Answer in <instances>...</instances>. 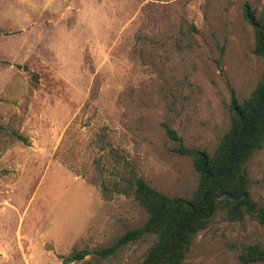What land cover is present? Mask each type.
Returning a JSON list of instances; mask_svg holds the SVG:
<instances>
[{
	"label": "rangeland",
	"instance_id": "374dc122",
	"mask_svg": "<svg viewBox=\"0 0 264 264\" xmlns=\"http://www.w3.org/2000/svg\"><path fill=\"white\" fill-rule=\"evenodd\" d=\"M264 0H0V264H142L113 247L148 215L131 182L189 198L182 146L212 154L264 71L243 6ZM264 208V147L247 163ZM264 226L219 214L183 264H238ZM88 253L64 263L72 253Z\"/></svg>",
	"mask_w": 264,
	"mask_h": 264
},
{
	"label": "trees",
	"instance_id": "16d2710c",
	"mask_svg": "<svg viewBox=\"0 0 264 264\" xmlns=\"http://www.w3.org/2000/svg\"><path fill=\"white\" fill-rule=\"evenodd\" d=\"M245 21L254 31V53L264 59V5L258 18L248 5L243 6ZM230 127L212 154L182 146L176 132L165 126L166 134L178 143L176 152L192 159L198 184L189 198H169L151 189L140 177H133L134 199L146 210V223L126 232L117 243L98 252L107 256L130 243L154 238L142 264H183L196 236L219 214L230 222L248 217L264 226V208L250 197L247 163L264 147V71L249 98L231 99ZM88 253H72L64 263L82 260ZM238 264H264V241L242 245Z\"/></svg>",
	"mask_w": 264,
	"mask_h": 264
}]
</instances>
